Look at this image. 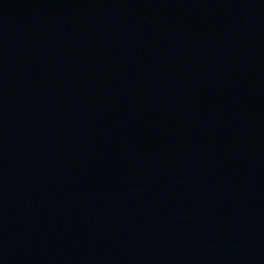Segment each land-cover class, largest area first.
I'll return each instance as SVG.
<instances>
[{
    "label": "water",
    "instance_id": "1",
    "mask_svg": "<svg viewBox=\"0 0 264 264\" xmlns=\"http://www.w3.org/2000/svg\"><path fill=\"white\" fill-rule=\"evenodd\" d=\"M0 264H264V0H0Z\"/></svg>",
    "mask_w": 264,
    "mask_h": 264
}]
</instances>
